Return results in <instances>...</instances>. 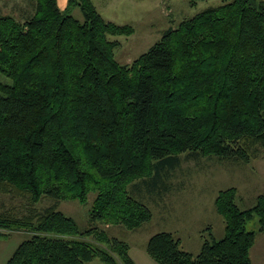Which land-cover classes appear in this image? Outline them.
<instances>
[{"label": "trees", "instance_id": "trees-1", "mask_svg": "<svg viewBox=\"0 0 264 264\" xmlns=\"http://www.w3.org/2000/svg\"><path fill=\"white\" fill-rule=\"evenodd\" d=\"M29 5L22 20L0 13V194L27 202L21 215L0 210V239L28 234L6 264H135L128 242L107 231L151 220L135 192L164 198L182 161L247 163L264 149V0L209 6L128 64L115 59L120 41L110 36L134 28L92 0H68L82 20L57 0ZM91 194L81 229L58 204ZM237 195L235 186L218 190L224 234L206 226L197 254L170 231L153 233L145 251L157 264H252L264 190L248 208ZM43 197L53 203L38 210ZM254 216L257 230L247 228Z\"/></svg>", "mask_w": 264, "mask_h": 264}, {"label": "rangeland", "instance_id": "rangeland-1", "mask_svg": "<svg viewBox=\"0 0 264 264\" xmlns=\"http://www.w3.org/2000/svg\"><path fill=\"white\" fill-rule=\"evenodd\" d=\"M29 2L30 0H0V13L22 20L26 14L32 12ZM221 2L222 0H201L195 6H190L188 0H96L100 10L97 9L106 19L129 24L134 28L130 35L110 36L111 39L120 41L114 53L115 59L121 64L134 60L156 42L168 27L176 26L180 20ZM57 4L61 9H66L68 0H57ZM67 10L75 18L83 19L78 6L68 7ZM260 150V156L247 163L218 162L207 157L182 161L180 168L176 170L169 193L164 198L162 192L147 193L144 188L135 192L136 197L142 198L151 208L152 218L149 222L135 230L111 226L107 231L128 242L131 248L146 244L153 233L170 231L182 240V249L197 254L203 240L202 229L208 224L212 225V233L216 238L224 233L223 218L214 210V198L218 190L235 186L238 190L236 201L240 208L250 207L256 195L264 190V149ZM140 194L144 197L139 196ZM92 197L93 194L89 195L85 203L74 199L63 200L58 208L83 229L89 224ZM52 203V199L43 197L35 206L41 210ZM5 209L21 215L27 211V202L22 197L0 194V210ZM258 226L256 216L247 223L249 229L257 230ZM27 236L21 230L0 239V264H6L15 247ZM263 239L264 231L257 234L250 250L252 264H264Z\"/></svg>", "mask_w": 264, "mask_h": 264}, {"label": "crops", "instance_id": "crops-1", "mask_svg": "<svg viewBox=\"0 0 264 264\" xmlns=\"http://www.w3.org/2000/svg\"><path fill=\"white\" fill-rule=\"evenodd\" d=\"M94 2V4L96 5V7L98 8L97 4H96V0H92ZM99 9V8H98ZM100 10V9H99ZM263 191V190H262ZM215 199V198H214ZM165 209H167V206H165ZM214 210L215 212V205H214ZM218 213V212H217ZM207 226H210V231L212 233V225L208 224ZM120 227V226H117ZM184 229V226L182 227ZM203 232V229H202ZM213 234V233H212ZM224 234V233H223ZM222 234V236H223ZM214 236V234H213ZM221 236V237H222ZM215 237V236H214ZM216 238V237H215ZM180 239V238H179ZM182 243V240L180 239V244ZM263 243H264V239H263ZM143 246V247H142ZM130 256L133 259L135 264H157L145 251V244L141 245L140 247L138 246H134V247H130ZM89 264H104L103 262L99 261V260H93L91 261Z\"/></svg>", "mask_w": 264, "mask_h": 264}]
</instances>
